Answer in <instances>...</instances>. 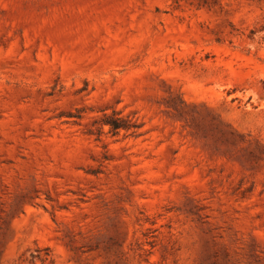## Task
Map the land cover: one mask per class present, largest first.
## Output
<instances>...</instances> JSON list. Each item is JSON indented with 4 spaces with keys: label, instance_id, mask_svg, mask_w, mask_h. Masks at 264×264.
<instances>
[{
    "label": "rangeland",
    "instance_id": "374dc122",
    "mask_svg": "<svg viewBox=\"0 0 264 264\" xmlns=\"http://www.w3.org/2000/svg\"><path fill=\"white\" fill-rule=\"evenodd\" d=\"M0 264H264V0H0Z\"/></svg>",
    "mask_w": 264,
    "mask_h": 264
},
{
    "label": "trees",
    "instance_id": "16d2710c",
    "mask_svg": "<svg viewBox=\"0 0 264 264\" xmlns=\"http://www.w3.org/2000/svg\"><path fill=\"white\" fill-rule=\"evenodd\" d=\"M109 125L110 131H112L113 133L118 132L120 129L126 128L127 126L124 124L123 119L122 118H118V119H113V120H108L107 122H105Z\"/></svg>",
    "mask_w": 264,
    "mask_h": 264
}]
</instances>
